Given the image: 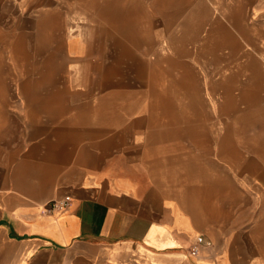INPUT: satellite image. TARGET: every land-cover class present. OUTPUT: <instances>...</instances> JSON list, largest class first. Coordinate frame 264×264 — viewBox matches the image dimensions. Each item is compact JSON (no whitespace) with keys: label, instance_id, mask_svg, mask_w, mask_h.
Segmentation results:
<instances>
[{"label":"crops","instance_id":"0c3cea01","mask_svg":"<svg viewBox=\"0 0 264 264\" xmlns=\"http://www.w3.org/2000/svg\"><path fill=\"white\" fill-rule=\"evenodd\" d=\"M83 9L109 66L0 84V264H264V0Z\"/></svg>","mask_w":264,"mask_h":264},{"label":"rangeland","instance_id":"374dc122","mask_svg":"<svg viewBox=\"0 0 264 264\" xmlns=\"http://www.w3.org/2000/svg\"><path fill=\"white\" fill-rule=\"evenodd\" d=\"M96 18V11L83 9V0H0V84L13 89L22 78L37 77L28 74L34 68L62 69L82 66L81 62L83 67H101L100 62L109 66L111 59L106 57L113 55L114 43L105 42L107 35L116 38L124 33L118 26L98 27ZM149 30L130 27V34L145 36ZM81 48L83 58L77 60L74 52ZM59 72L63 75L53 77L71 73ZM252 126L246 127L252 130Z\"/></svg>","mask_w":264,"mask_h":264},{"label":"built area","instance_id":"2783aa9c","mask_svg":"<svg viewBox=\"0 0 264 264\" xmlns=\"http://www.w3.org/2000/svg\"><path fill=\"white\" fill-rule=\"evenodd\" d=\"M71 202L70 195H64L61 198L54 199L47 204V211H62L66 209ZM212 244L209 240H206L202 235L197 236L194 239L193 244L189 248V253L196 255L200 247H210Z\"/></svg>","mask_w":264,"mask_h":264}]
</instances>
